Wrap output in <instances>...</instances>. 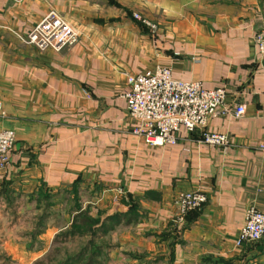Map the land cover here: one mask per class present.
I'll return each instance as SVG.
<instances>
[{
    "label": "crops",
    "instance_id": "crops-1",
    "mask_svg": "<svg viewBox=\"0 0 264 264\" xmlns=\"http://www.w3.org/2000/svg\"><path fill=\"white\" fill-rule=\"evenodd\" d=\"M51 10L78 40L41 51L22 38ZM132 12L156 20L157 33ZM261 33L264 0H0V130L17 134L0 189L11 185L30 195L76 185L104 217L135 204L143 216L136 249L161 264H264V240L242 249L235 244L246 211L264 212ZM157 67L227 91L230 114L212 119L209 130L226 134L228 149L201 144L185 129L175 146L151 147L133 135L126 75ZM238 106L245 108L240 119ZM193 191L208 201L177 226L175 198ZM12 236L0 229V253L20 252L21 264H32L35 252Z\"/></svg>",
    "mask_w": 264,
    "mask_h": 264
},
{
    "label": "built area",
    "instance_id": "built-area-1",
    "mask_svg": "<svg viewBox=\"0 0 264 264\" xmlns=\"http://www.w3.org/2000/svg\"><path fill=\"white\" fill-rule=\"evenodd\" d=\"M134 17L156 29L138 15ZM77 37L64 17L52 10L22 40L41 51H60L75 44ZM257 43L263 49L264 33L257 37ZM126 77L128 87L123 97L134 120L132 133L144 138L149 146H175L180 141V131L185 129L189 135H196L201 144L222 149L230 147V138L226 134L209 130L212 119L230 114L226 104L228 94L224 88L208 89L200 81L175 79L169 67H157L136 75L127 74ZM4 114L0 103V115ZM244 114L245 108L238 106L234 117L240 119ZM16 139L15 130H0V172L9 168ZM207 201V196L200 191L179 193L174 203L176 225L183 226L186 215L201 210ZM263 240L264 212L250 207L246 211L245 224L236 237V247L242 249Z\"/></svg>",
    "mask_w": 264,
    "mask_h": 264
},
{
    "label": "rangeland",
    "instance_id": "rangeland-1",
    "mask_svg": "<svg viewBox=\"0 0 264 264\" xmlns=\"http://www.w3.org/2000/svg\"><path fill=\"white\" fill-rule=\"evenodd\" d=\"M135 15L156 29L135 19ZM131 16L152 35L160 28L158 22L146 13L132 12ZM87 198L89 196L86 193L80 194L74 188L58 193H48L40 189L28 195L11 189V185H5L0 189V214L7 215L9 212L11 217L8 215L7 219L0 220V229L11 232L13 236L10 240L13 242L35 252L32 264H161L162 259L158 256L136 249L135 241L139 231L135 229L139 227L142 219L129 222L124 218L122 222L113 224V230L106 234L99 231L94 236L88 231L92 227L99 228L106 217L99 206L90 204L86 201ZM79 211L82 213L80 217ZM85 214L93 219H102L101 223L91 224L86 218L83 220ZM128 233L135 234V237L128 236ZM169 233L175 240L180 237L178 228L170 229ZM22 258L20 252L0 253V264H21Z\"/></svg>",
    "mask_w": 264,
    "mask_h": 264
},
{
    "label": "trees",
    "instance_id": "trees-1",
    "mask_svg": "<svg viewBox=\"0 0 264 264\" xmlns=\"http://www.w3.org/2000/svg\"><path fill=\"white\" fill-rule=\"evenodd\" d=\"M74 189H76V185H75ZM81 214L82 213L79 211L78 217H80ZM85 215H83V220L86 218V221H89V223H91V224H99V223H101L102 219L101 220L93 219L91 217H88L87 214H85ZM124 218L127 219L129 222H131V221L141 220L143 218V216H141L139 214L137 206L135 204H132L130 206L129 211L126 214L118 213V214H115L113 216L106 217V219L103 220L104 222L101 223L99 228L98 227L97 228H93L92 227V229H90L88 231H90L94 236L99 231L102 234H106L108 231L113 230V228H114L113 224H118V223L122 222V219H124ZM75 228H76V226H75ZM77 229L80 230V228H77ZM73 230H74V227H73Z\"/></svg>",
    "mask_w": 264,
    "mask_h": 264
}]
</instances>
